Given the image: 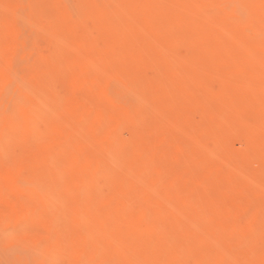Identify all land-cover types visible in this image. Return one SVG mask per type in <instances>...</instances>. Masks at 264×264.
<instances>
[{
	"label": "rangeland",
	"instance_id": "374dc122",
	"mask_svg": "<svg viewBox=\"0 0 264 264\" xmlns=\"http://www.w3.org/2000/svg\"><path fill=\"white\" fill-rule=\"evenodd\" d=\"M236 4L240 28L211 8ZM52 5L61 23L34 26ZM13 72L65 94L61 139L115 164L90 160L66 204L0 174V230L63 215L70 264H264V0H0V109Z\"/></svg>",
	"mask_w": 264,
	"mask_h": 264
},
{
	"label": "snow or ice",
	"instance_id": "6c2138e0",
	"mask_svg": "<svg viewBox=\"0 0 264 264\" xmlns=\"http://www.w3.org/2000/svg\"><path fill=\"white\" fill-rule=\"evenodd\" d=\"M63 6H50L44 19L33 20V25L58 26L61 21L57 9ZM67 7L71 9L73 19L79 18V5L70 3ZM221 7L237 9L236 15L225 18L226 23L238 28L247 24L249 12L244 5H213V14ZM64 105L65 94L54 97L46 81L29 79L27 73H12L10 82L4 87L3 108L0 109V122L4 129L0 138L3 144L0 174H19L20 182L26 188L66 204L74 194L68 187L74 174L90 160L94 167L97 159H102L103 166L111 171L115 160L93 154L88 149L77 151L79 135L61 139L58 129L67 131L72 122ZM103 131V128L99 129L97 135H102ZM56 176L60 177L59 181L54 178ZM24 177H31V183L25 182ZM63 221L64 217L60 215L49 233L29 219L19 223H9L6 219L0 230V247L11 258L4 264H70L65 257L72 248L71 238L65 230L57 229ZM50 245L54 246L53 250L46 251ZM81 264H88V261L83 260ZM201 264L214 262L206 260Z\"/></svg>",
	"mask_w": 264,
	"mask_h": 264
}]
</instances>
